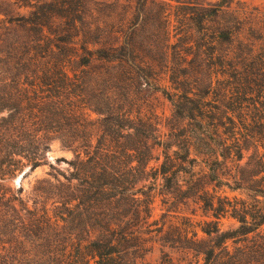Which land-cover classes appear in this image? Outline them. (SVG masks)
<instances>
[{"label": "trees", "instance_id": "16d2710c", "mask_svg": "<svg viewBox=\"0 0 264 264\" xmlns=\"http://www.w3.org/2000/svg\"><path fill=\"white\" fill-rule=\"evenodd\" d=\"M146 1L150 0L138 3L135 17L115 18L104 15V3L93 6L91 0H0V188L5 189L0 194V264L143 261L153 239L158 236L162 241L168 234L165 222L159 225L151 217L148 181L157 177L177 200L203 202L204 213L211 211L215 218L209 222L213 227L201 226L207 239L199 240L198 246L202 241L207 245L196 252L205 254L203 264H217V248L228 240L239 243L264 225V152L259 153L257 143L264 138V123L261 114L252 115L259 130L251 123L241 124L240 133L234 116L244 107L263 106L264 69L220 56L227 61L222 66L227 84L217 99L222 108L217 105L215 110L207 106L208 93H195L197 76L185 64L182 72L176 63L169 64V88L158 85V78L148 74L153 64L140 53L149 45L147 39L143 43L138 38L148 26L141 15ZM229 2L187 1L173 20L166 15L159 18L167 45L177 38L184 47H208L210 56L235 32L231 25L211 19ZM179 26L185 29L176 37L169 29ZM192 30L202 35V44ZM176 47L173 55L180 54ZM73 62L84 66V75L68 73ZM253 68L257 70L250 72ZM143 83L165 95L179 120L165 139L149 118L133 110L139 94L135 87ZM90 112L97 119H90ZM241 139L254 142L253 171L263 173V181L244 177L248 162L239 163L248 146ZM53 140L74 156L65 160V171L49 172L52 179L37 181L33 190L44 195L41 206L36 202L29 206L27 199L19 198L17 208L14 198L3 200L18 172L52 166L47 151ZM155 147L161 148L163 158L152 168ZM197 158L205 170L195 177ZM229 162L239 168L233 175L238 185L234 188L220 180ZM182 174L187 181L180 179ZM213 181L242 189L246 198L225 204L217 197L215 202L206 188ZM227 213L239 225L220 231L218 222ZM176 230L178 238L187 236Z\"/></svg>", "mask_w": 264, "mask_h": 264}, {"label": "rangeland", "instance_id": "374dc122", "mask_svg": "<svg viewBox=\"0 0 264 264\" xmlns=\"http://www.w3.org/2000/svg\"><path fill=\"white\" fill-rule=\"evenodd\" d=\"M151 1V2H150ZM146 1V10L141 15L145 16L148 20V26L143 32L139 33V39L144 43L147 39L149 45L144 48V52H140L144 55L148 62H151L154 69L151 73L158 78V85L169 88L168 83V70L167 66L176 63L179 66V72H182L181 64H185L189 68V72L195 73L197 76L196 83L194 85L195 93L200 96L207 94V106L211 109H217V105L220 108V102L218 97L221 95L222 88L227 84L224 80V69L222 66H226L227 61L222 59L223 56L226 60L245 63H256L257 68L264 69V0H231L228 4H224L223 8L218 12L217 17L213 16L211 19H217L219 22H224L231 25L235 31L228 42L217 44L213 53L207 55L210 49L196 45L195 47L189 48L180 45V41L177 42V38H171L169 46L166 43L165 35L163 34V23L159 25L158 19L165 16L174 19V15L183 11V2H191L196 0H150ZM160 1L166 2L169 6H161ZM218 0H199L203 4H212ZM95 2H101L105 4L104 15H111L116 17H122L123 15L128 18H133L137 15L138 3L142 0H91V4L94 6ZM116 2L117 4H114ZM159 2V3H158ZM164 10V11H163ZM139 14V13H138ZM235 18V19H234ZM237 20V21H236ZM173 24H175L173 22ZM174 26V25H173ZM189 28V26H186ZM157 28V32H156ZM171 27V34L177 33V36H181L184 27H177L173 29ZM193 37L197 39L199 44H202V35L195 30H192ZM145 38V39H144ZM182 41L184 40L181 37ZM146 41V42H147ZM177 42V43H176ZM176 49H180V54L173 55L174 45ZM186 55V61L183 58ZM193 55H197L194 58ZM182 58V59H181ZM185 60V59H184ZM193 61V62H192ZM174 66V65H173ZM77 75H84V66H80L77 62H73L68 65L67 71L72 75V71ZM257 70V69H256ZM253 68L250 72H255ZM264 71V70H263ZM249 73V72H248ZM136 91L139 92L138 99L133 106V110L140 111L141 115L149 118L154 126L158 129V134L162 138H166L169 128L177 127L180 123L174 116L173 107L170 101L160 90H155L149 86H145L143 83L140 87H135ZM255 91V89H253ZM244 105H248L244 103ZM258 110H254L251 105L244 107L240 112L234 114L237 126L240 129V133L244 132L241 124L254 125L252 115L255 117L261 114V122L264 123V104L263 106L257 105ZM225 112V111H222ZM90 119H97L95 113L90 112ZM227 122V121H226ZM254 128L259 130L257 125ZM240 133L237 135L240 137ZM244 146H248V150L244 151L243 158L240 161V166H243L248 162L246 170L243 172L245 178H252L255 182L263 181L261 175L263 173H256L255 169V158L253 141H242ZM259 146V153L264 152V138L257 141ZM175 148V147H174ZM74 153L68 148H64L58 140H53L50 143V148L47 151V159L49 164H43L32 171L29 168H24L23 171L18 172L16 176L8 184L11 186V191L7 192L2 198H14L16 201L15 205L19 208L17 200L24 198L28 200V205L32 206L34 202L37 206H41L40 201L43 200L44 195L40 196L33 190L38 180L49 179L51 176L49 172L65 171L67 169V163L65 160L72 159ZM192 157H195L192 155ZM161 148L155 147L153 152V159L149 163V167L155 168L162 160ZM220 158V157H219ZM194 171L196 172L195 177L203 173L205 168L200 158H197L195 163ZM238 167H235L233 162H229L227 167L221 170L220 180L228 182L232 188L238 186L233 175H235ZM25 172V174H24ZM23 174V175H22ZM182 180L187 181V175L182 174ZM52 179V178H51ZM219 181L208 182L207 191L210 195L216 198H220L225 204L228 202L234 203L235 199H245L246 195L242 189H231L227 185H221ZM159 177L155 180L149 179L148 184L152 187L151 190V217L154 220H158L159 225L165 222V230L168 231L167 236L164 240L158 241L156 236L151 244H149V251L145 255L143 261H137V264H203L205 257L204 253H197L196 248H202L207 245L206 241H202L198 246V241L201 239H207V235L202 232L201 226L205 228L213 227L209 222L215 221V218L211 216V211L204 213L202 210L203 202H195L189 200L187 202H181L177 200L171 194H169L161 184ZM21 187L22 192L18 193L17 188ZM5 192V189L0 188V194ZM48 204L51 201L47 202ZM50 207V205H48ZM3 210L0 209V213ZM207 222V225H205ZM239 223L225 214L220 218L218 227L220 231H229L237 228ZM179 229L183 235L187 233V236L178 238L176 232ZM195 233V235H193ZM4 237H7L5 235ZM21 238V237H20ZM23 239V237H22ZM213 243L216 239L212 240ZM212 242H209L212 244ZM225 246L217 248L216 252L219 253L217 264H223L227 260L233 262V264H264V225L260 226L255 231L248 234L243 241L228 240ZM244 246L246 248H244ZM195 248V249H194ZM29 249V245L26 246ZM254 251L256 253H254Z\"/></svg>", "mask_w": 264, "mask_h": 264}, {"label": "water", "instance_id": "95a60500", "mask_svg": "<svg viewBox=\"0 0 264 264\" xmlns=\"http://www.w3.org/2000/svg\"><path fill=\"white\" fill-rule=\"evenodd\" d=\"M24 174H25V172H24ZM23 175V174H22Z\"/></svg>", "mask_w": 264, "mask_h": 264}]
</instances>
